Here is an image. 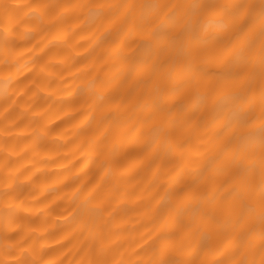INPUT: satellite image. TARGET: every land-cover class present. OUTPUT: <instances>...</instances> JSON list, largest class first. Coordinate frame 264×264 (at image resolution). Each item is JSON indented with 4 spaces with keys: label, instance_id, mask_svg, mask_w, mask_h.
Instances as JSON below:
<instances>
[{
    "label": "clouds",
    "instance_id": "clouds-1",
    "mask_svg": "<svg viewBox=\"0 0 264 264\" xmlns=\"http://www.w3.org/2000/svg\"><path fill=\"white\" fill-rule=\"evenodd\" d=\"M0 264H264V0H0Z\"/></svg>",
    "mask_w": 264,
    "mask_h": 264
}]
</instances>
